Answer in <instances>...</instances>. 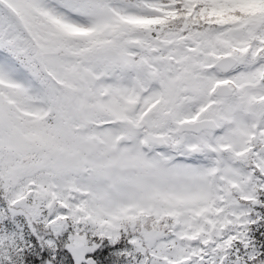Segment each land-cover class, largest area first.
<instances>
[{"label": "snow or ice", "instance_id": "obj_1", "mask_svg": "<svg viewBox=\"0 0 264 264\" xmlns=\"http://www.w3.org/2000/svg\"><path fill=\"white\" fill-rule=\"evenodd\" d=\"M0 264H264V0H0Z\"/></svg>", "mask_w": 264, "mask_h": 264}]
</instances>
